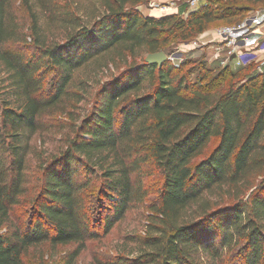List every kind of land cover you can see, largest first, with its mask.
<instances>
[{
  "label": "trees",
  "instance_id": "trees-1",
  "mask_svg": "<svg viewBox=\"0 0 264 264\" xmlns=\"http://www.w3.org/2000/svg\"><path fill=\"white\" fill-rule=\"evenodd\" d=\"M95 1L106 12L86 25L71 10L62 12L59 0H22L32 18L28 34L12 0H0V84L6 89L0 101V264H26L29 249L46 243L76 244L59 263L75 264L87 241L100 237L102 223L108 233L133 203L145 200L133 174L149 159L164 177L152 208L158 216L145 248L125 264H264V72L229 64L215 74L206 69L192 84L171 61L146 63L149 54L166 52L172 38L189 41L216 21L243 23L249 10L241 4L264 0H205L188 20L144 16L141 0ZM41 15L65 29V37L50 39ZM30 37L33 45H27ZM114 56L124 57L126 68L101 85L67 148L40 165L32 214L13 227V211L28 192L32 140L47 129L44 118L77 96L71 91L77 72L110 58L116 66ZM49 72L56 79L46 92ZM97 169L102 184L93 192ZM218 192L235 202L215 209Z\"/></svg>",
  "mask_w": 264,
  "mask_h": 264
},
{
  "label": "rangeland",
  "instance_id": "rangeland-1",
  "mask_svg": "<svg viewBox=\"0 0 264 264\" xmlns=\"http://www.w3.org/2000/svg\"><path fill=\"white\" fill-rule=\"evenodd\" d=\"M12 3L22 28H25L26 32L30 34L32 18L29 12L22 4V0H12ZM59 3L61 4L62 12L71 10L86 25L93 23L106 12L103 4L95 0H59ZM204 3L205 0H141L138 10L144 16L161 18L168 15H178L180 18L188 20L191 12ZM241 5L247 6L249 10L245 14L246 19H244V22L249 21L255 15L260 16L259 21H264L263 4ZM40 18L44 32L50 39L61 40L65 37V29L59 26H50L45 15H41ZM241 24L224 20L216 21L211 23L203 34L189 41L179 42L177 38H172L167 46L166 53L171 58L170 61L181 68L177 73L186 75L193 84L200 83L201 74L206 69L211 70L215 74L229 64H231L233 70L243 68L244 71H248L246 69L250 66V72L254 69L261 71L256 69L257 64L254 62L247 63L241 67H237L235 63L226 62V48L219 53L216 52L219 46H223V43L217 40V30L223 27H236ZM258 37L253 42L255 44H251V47L258 48L263 46L264 30ZM214 38L216 39L214 43L206 44L210 40H214ZM32 41L30 37L27 45H33ZM27 52L29 56L34 55V47L29 46ZM114 57L116 58V66H114L113 62L110 63L112 61L110 58L111 60H103L102 64H94L93 62L83 71L77 72V87L71 88V91L76 93L77 96L73 97L65 105L64 111H55L44 118L47 129L42 133L36 134L32 140L35 153L30 156L31 166L27 184L28 192L23 197L22 203L13 211V227L19 223H27L32 214L33 204L31 200L38 193L41 177L40 165L45 162L49 163L53 156L67 148V141L73 135L74 127L79 125L83 118L92 110L96 93L101 85L111 80L114 76L119 75L126 68L124 57ZM4 75L0 73V79L4 78ZM45 79V90L49 92L55 82L56 74L49 72ZM82 81H84V85L79 86L78 83ZM5 92L6 89L0 84V101L6 98L4 96ZM216 145L217 143L214 141L209 150H212ZM85 177V175H82L81 180L85 179ZM101 178V172L97 169L95 174H92L91 191L98 192L100 190ZM133 178L142 181L143 188L147 192L145 200L133 203L126 211L124 217L114 223L108 233H103L102 227L104 225L102 223L103 226L99 227L101 229L100 237L87 241L86 249L77 258L75 264H125L124 262L127 263L129 259L137 258L145 248V238L154 233L151 225L155 223V218L158 215L152 208L160 202L164 177L153 160L149 159L141 165V170L138 173L133 174ZM261 179L262 177H259L255 179V182ZM220 193L218 192L212 196L211 201L215 209L235 202L234 198H231L228 194L222 193V196ZM76 247V244H70L53 248L46 243L30 248L24 256V261L26 264H59L66 261L69 254Z\"/></svg>",
  "mask_w": 264,
  "mask_h": 264
},
{
  "label": "built area",
  "instance_id": "built-area-1",
  "mask_svg": "<svg viewBox=\"0 0 264 264\" xmlns=\"http://www.w3.org/2000/svg\"><path fill=\"white\" fill-rule=\"evenodd\" d=\"M259 18V15H255L236 27H223L217 30V40L223 43V46H219L216 52L219 53L226 48V62L235 63L237 67H241L245 66L246 62H257L261 57L264 58V44L258 48L249 45L250 38L255 35L256 27L261 24ZM233 56L235 58L231 61ZM258 69L261 70L259 67Z\"/></svg>",
  "mask_w": 264,
  "mask_h": 264
},
{
  "label": "water",
  "instance_id": "water-1",
  "mask_svg": "<svg viewBox=\"0 0 264 264\" xmlns=\"http://www.w3.org/2000/svg\"><path fill=\"white\" fill-rule=\"evenodd\" d=\"M235 58V56L231 57V61ZM170 57L167 55L166 52L160 51L158 53L149 54L146 58V63L148 64H157L162 66L167 61H170Z\"/></svg>",
  "mask_w": 264,
  "mask_h": 264
},
{
  "label": "crops",
  "instance_id": "crops-1",
  "mask_svg": "<svg viewBox=\"0 0 264 264\" xmlns=\"http://www.w3.org/2000/svg\"><path fill=\"white\" fill-rule=\"evenodd\" d=\"M256 31H255V35H253L251 38H250V40H249V45L251 46V44H255V43H253V42H255V40H257L259 37H258V35H260V34H262V32H263V30H264V21H261V24L258 26V27H256V29H255ZM216 39L214 38V40H210L209 42H207L206 44H208V45H210V44H212V43H214V41H215ZM252 46H257V45H252ZM259 60V59H258ZM257 60V62H255V64H260L259 65V68L261 69V72H264V58L263 57H261L260 58V61H258ZM246 63H250V62H246Z\"/></svg>",
  "mask_w": 264,
  "mask_h": 264
}]
</instances>
